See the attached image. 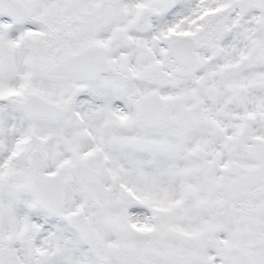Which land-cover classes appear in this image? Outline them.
I'll return each instance as SVG.
<instances>
[{"label": "snow or ice", "instance_id": "1", "mask_svg": "<svg viewBox=\"0 0 264 264\" xmlns=\"http://www.w3.org/2000/svg\"><path fill=\"white\" fill-rule=\"evenodd\" d=\"M0 264H264V0H0Z\"/></svg>", "mask_w": 264, "mask_h": 264}]
</instances>
